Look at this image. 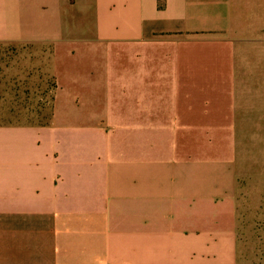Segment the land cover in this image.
Returning <instances> with one entry per match:
<instances>
[{
  "label": "crops",
  "instance_id": "obj_1",
  "mask_svg": "<svg viewBox=\"0 0 264 264\" xmlns=\"http://www.w3.org/2000/svg\"><path fill=\"white\" fill-rule=\"evenodd\" d=\"M262 212L264 0H0V264H234Z\"/></svg>",
  "mask_w": 264,
  "mask_h": 264
},
{
  "label": "rangeland",
  "instance_id": "obj_2",
  "mask_svg": "<svg viewBox=\"0 0 264 264\" xmlns=\"http://www.w3.org/2000/svg\"><path fill=\"white\" fill-rule=\"evenodd\" d=\"M53 56H44L42 78L44 83V123L50 112L51 91L55 83H59L55 76L65 75L66 70H57ZM70 70L73 83H99L98 70H92L88 65L86 56L73 57ZM60 71V72H59ZM27 83H30L29 81ZM67 83V81H66ZM48 93L49 95H47ZM238 248L234 264H264V212L252 218L249 229L239 233Z\"/></svg>",
  "mask_w": 264,
  "mask_h": 264
}]
</instances>
